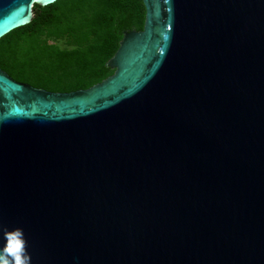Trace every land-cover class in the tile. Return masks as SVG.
I'll list each match as a JSON object with an SVG mask.
<instances>
[{
  "label": "water",
  "instance_id": "water-1",
  "mask_svg": "<svg viewBox=\"0 0 264 264\" xmlns=\"http://www.w3.org/2000/svg\"><path fill=\"white\" fill-rule=\"evenodd\" d=\"M55 1L0 0V37ZM142 2L88 88L0 68V229L32 264H264V0Z\"/></svg>",
  "mask_w": 264,
  "mask_h": 264
},
{
  "label": "trees",
  "instance_id": "trees-1",
  "mask_svg": "<svg viewBox=\"0 0 264 264\" xmlns=\"http://www.w3.org/2000/svg\"><path fill=\"white\" fill-rule=\"evenodd\" d=\"M144 19L142 0L35 4L30 22L0 37V68L15 80L51 91L88 88L113 73L106 61L123 33L141 30Z\"/></svg>",
  "mask_w": 264,
  "mask_h": 264
},
{
  "label": "clouds",
  "instance_id": "clouds-1",
  "mask_svg": "<svg viewBox=\"0 0 264 264\" xmlns=\"http://www.w3.org/2000/svg\"><path fill=\"white\" fill-rule=\"evenodd\" d=\"M0 243V264H32V254L28 251V241L22 227H3Z\"/></svg>",
  "mask_w": 264,
  "mask_h": 264
},
{
  "label": "rangeland",
  "instance_id": "rangeland-1",
  "mask_svg": "<svg viewBox=\"0 0 264 264\" xmlns=\"http://www.w3.org/2000/svg\"><path fill=\"white\" fill-rule=\"evenodd\" d=\"M54 43L60 47H63V41L62 40H56V41H54Z\"/></svg>",
  "mask_w": 264,
  "mask_h": 264
}]
</instances>
